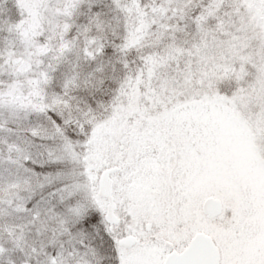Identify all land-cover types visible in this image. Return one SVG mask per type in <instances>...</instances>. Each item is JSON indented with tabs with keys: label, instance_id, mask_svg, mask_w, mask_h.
<instances>
[{
	"label": "snow or ice",
	"instance_id": "1",
	"mask_svg": "<svg viewBox=\"0 0 264 264\" xmlns=\"http://www.w3.org/2000/svg\"><path fill=\"white\" fill-rule=\"evenodd\" d=\"M0 264H264V0H0Z\"/></svg>",
	"mask_w": 264,
	"mask_h": 264
}]
</instances>
